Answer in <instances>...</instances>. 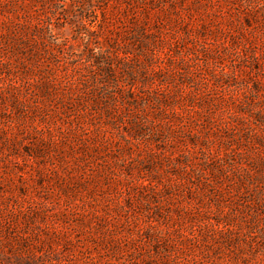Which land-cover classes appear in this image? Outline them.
Wrapping results in <instances>:
<instances>
[{
	"label": "rangeland",
	"instance_id": "obj_1",
	"mask_svg": "<svg viewBox=\"0 0 264 264\" xmlns=\"http://www.w3.org/2000/svg\"><path fill=\"white\" fill-rule=\"evenodd\" d=\"M0 264H264V0H0Z\"/></svg>",
	"mask_w": 264,
	"mask_h": 264
}]
</instances>
